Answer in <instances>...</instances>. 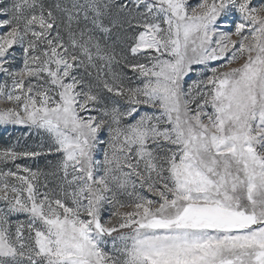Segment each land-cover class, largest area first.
<instances>
[{
	"label": "snow or ice",
	"instance_id": "snow-or-ice-1",
	"mask_svg": "<svg viewBox=\"0 0 264 264\" xmlns=\"http://www.w3.org/2000/svg\"><path fill=\"white\" fill-rule=\"evenodd\" d=\"M0 126V264H264V0H0Z\"/></svg>",
	"mask_w": 264,
	"mask_h": 264
},
{
	"label": "rangeland",
	"instance_id": "rangeland-1",
	"mask_svg": "<svg viewBox=\"0 0 264 264\" xmlns=\"http://www.w3.org/2000/svg\"><path fill=\"white\" fill-rule=\"evenodd\" d=\"M27 129L22 126H0V147L6 146L16 138L22 137ZM31 143V141H29ZM43 164V161H40Z\"/></svg>",
	"mask_w": 264,
	"mask_h": 264
}]
</instances>
